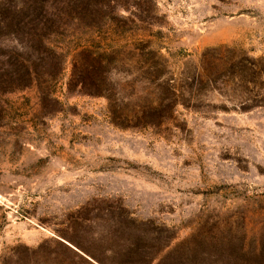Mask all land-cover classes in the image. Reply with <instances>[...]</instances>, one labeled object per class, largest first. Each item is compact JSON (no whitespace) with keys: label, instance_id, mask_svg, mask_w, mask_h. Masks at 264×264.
Here are the masks:
<instances>
[{"label":"rangeland","instance_id":"374dc122","mask_svg":"<svg viewBox=\"0 0 264 264\" xmlns=\"http://www.w3.org/2000/svg\"><path fill=\"white\" fill-rule=\"evenodd\" d=\"M91 1L0 0V264H264V0Z\"/></svg>","mask_w":264,"mask_h":264},{"label":"trees","instance_id":"16d2710c","mask_svg":"<svg viewBox=\"0 0 264 264\" xmlns=\"http://www.w3.org/2000/svg\"><path fill=\"white\" fill-rule=\"evenodd\" d=\"M91 0H76V13L77 17L73 19V26L81 28L82 23H84V19L87 16V12L90 10L89 6L91 4ZM25 10V9H24ZM24 10L20 9L22 13ZM90 18V16H88ZM43 36L40 37L39 43H41L42 47L44 46ZM55 59H58L59 55L54 54ZM81 57H83V62L81 66V77H79L82 82L79 85L81 92H89L90 96L95 97H104L108 99L106 93V78H104V71L107 65L108 59L111 57V53H97L92 51L91 48H83L80 53H78ZM43 61V59H41ZM97 63V64H96ZM36 80V79H35ZM33 81V80H32ZM34 82V81H33ZM40 82L37 80L35 83ZM38 84V83H37ZM86 86V87H85ZM87 90V91H85Z\"/></svg>","mask_w":264,"mask_h":264}]
</instances>
